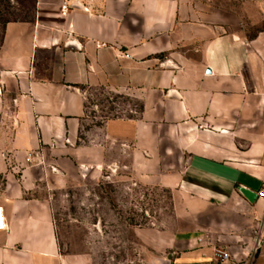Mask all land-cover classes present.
<instances>
[{
  "label": "crops",
  "instance_id": "crops-1",
  "mask_svg": "<svg viewBox=\"0 0 264 264\" xmlns=\"http://www.w3.org/2000/svg\"><path fill=\"white\" fill-rule=\"evenodd\" d=\"M30 3L0 24V264H95L53 196L121 170L171 194L174 228L133 231L156 264H264V0ZM88 89L140 110L90 125Z\"/></svg>",
  "mask_w": 264,
  "mask_h": 264
},
{
  "label": "rangeland",
  "instance_id": "rangeland-1",
  "mask_svg": "<svg viewBox=\"0 0 264 264\" xmlns=\"http://www.w3.org/2000/svg\"><path fill=\"white\" fill-rule=\"evenodd\" d=\"M30 0H0V24L28 18ZM90 125L108 118L130 117L140 110V100L131 92L88 89ZM110 150L112 160H127ZM54 218L64 252L91 251L95 264H156V256L135 239L138 228H174L171 194L158 189L137 188L127 170L117 176L105 172L93 182H83L62 197L53 196ZM165 264L167 254L159 255Z\"/></svg>",
  "mask_w": 264,
  "mask_h": 264
},
{
  "label": "built area",
  "instance_id": "built-area-1",
  "mask_svg": "<svg viewBox=\"0 0 264 264\" xmlns=\"http://www.w3.org/2000/svg\"><path fill=\"white\" fill-rule=\"evenodd\" d=\"M259 196L261 198H264V190L259 192ZM6 227V218L3 209L0 208V232L5 231ZM214 255L220 264H236L234 261H232V259L227 253L214 251ZM249 264H251V261L249 262Z\"/></svg>",
  "mask_w": 264,
  "mask_h": 264
},
{
  "label": "water",
  "instance_id": "water-1",
  "mask_svg": "<svg viewBox=\"0 0 264 264\" xmlns=\"http://www.w3.org/2000/svg\"><path fill=\"white\" fill-rule=\"evenodd\" d=\"M69 48H74L72 45H69ZM209 73V71H207Z\"/></svg>",
  "mask_w": 264,
  "mask_h": 264
}]
</instances>
